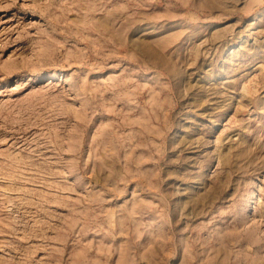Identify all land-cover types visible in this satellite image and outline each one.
<instances>
[{"label":"rangeland","instance_id":"374dc122","mask_svg":"<svg viewBox=\"0 0 264 264\" xmlns=\"http://www.w3.org/2000/svg\"><path fill=\"white\" fill-rule=\"evenodd\" d=\"M0 264H264V0H0Z\"/></svg>","mask_w":264,"mask_h":264}]
</instances>
